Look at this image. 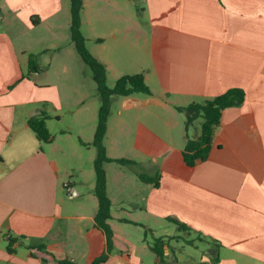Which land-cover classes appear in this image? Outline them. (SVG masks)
Instances as JSON below:
<instances>
[{"label": "crops", "instance_id": "obj_1", "mask_svg": "<svg viewBox=\"0 0 264 264\" xmlns=\"http://www.w3.org/2000/svg\"><path fill=\"white\" fill-rule=\"evenodd\" d=\"M82 2V34L105 65L107 83L143 74L153 92L120 98L108 120V157L137 165L105 164L115 250L104 264H164L151 246L179 237L159 232L169 218L212 252L184 261L172 257L179 240H171L168 264H264V0ZM65 7L66 0H0V264H92L107 249L95 226L96 150L85 151L68 130L42 142L28 125L45 110L57 135L53 120L64 121L71 107L47 104L38 92L50 86L30 69L31 55L39 62L46 47L66 46ZM234 88L245 102L223 111L209 158L188 166L183 151L188 138L200 136L203 118L187 129L177 108ZM98 97L75 100L68 116L69 131L86 144L94 140ZM84 167L87 190L66 180Z\"/></svg>", "mask_w": 264, "mask_h": 264}, {"label": "trees", "instance_id": "obj_2", "mask_svg": "<svg viewBox=\"0 0 264 264\" xmlns=\"http://www.w3.org/2000/svg\"><path fill=\"white\" fill-rule=\"evenodd\" d=\"M135 1V0H134ZM71 3V26L70 34L73 43L75 44L78 55L83 62L87 64L92 73L93 78L97 84L98 96L100 100V108L98 111V123L94 140L91 144L84 143L81 139H78L83 147L91 145L96 150V158L94 160L95 171V187L94 194L98 200V211L95 216V226L101 230L107 238L106 252L99 258H97L92 264H104L114 251V232L109 224L112 218L111 209L112 202L107 193V174L105 170V164L116 162L120 165L134 168L137 165L135 161L127 159H111L107 155V150L104 144L108 129V120L112 114L113 104L123 97H129L133 95H147L153 94L152 90L145 82L143 74L128 75L119 78L115 86L110 88L107 85V70L104 64H102L94 55L87 49L86 40L82 34V0H70ZM136 6L139 13L143 12V8L140 7V3L136 1ZM30 69L32 71H38L37 56H30ZM246 94L242 89L234 88L228 90L226 93L216 97L213 100L205 102H194L185 108H177L180 112L186 115V128L192 127L195 122L201 117L203 123L201 126V133L197 139H190L186 143L183 151V158L185 163L194 167L200 162L206 161L212 151V142L216 128L221 123L222 113L224 110L232 107H240L245 102ZM50 118V115L44 110L37 117H32L28 120L29 127L36 133L38 139L45 143H51L55 137L47 128L46 121ZM140 180L146 183H154L156 187H159V180L149 177L146 174L139 173ZM174 223L178 230L182 233L191 234L192 229L177 220L168 219ZM149 232L148 230L146 233ZM151 232V231H150ZM180 237L157 238L152 243L151 249L164 264H168L167 256L165 255V246H169L171 240H178ZM200 239V237H199ZM15 241L10 240V246ZM192 244V241H189ZM34 247L29 246V249ZM42 250L44 246H40ZM174 259L172 262H175ZM58 264H72L68 261H60Z\"/></svg>", "mask_w": 264, "mask_h": 264}, {"label": "rangeland", "instance_id": "obj_3", "mask_svg": "<svg viewBox=\"0 0 264 264\" xmlns=\"http://www.w3.org/2000/svg\"><path fill=\"white\" fill-rule=\"evenodd\" d=\"M70 10V0H66L64 19L66 34L68 37L66 46H62L60 48L50 46L43 49L41 54L42 56H39L40 60L39 62H37L39 70L37 71V73H35L37 74V76H35V79L38 80L41 84L43 83L50 86L49 88L40 90V92H38L39 96H43L45 100H47V104H50L51 107L55 108L56 110H59L62 105L70 104L71 107L66 110V114L73 117V112L77 110V107L73 105L75 100H80V98H82V100L86 101H95L98 95L97 84L93 78V73L90 67L81 60L75 48L72 46V42L70 39ZM51 23H53V20H51ZM87 49L90 51L91 46L89 45ZM107 85L110 88L114 87L111 80L107 83ZM68 116H66V118H64V121H62L61 123L57 122V120L55 119L53 120L54 122L52 130H55L54 132H58L57 135H55L56 133H53V135L55 138H58L61 136L62 130H68V133L78 141L79 137H77V134L74 131H69L70 129H68V124L70 123ZM78 143L80 144L79 141ZM81 147L83 146L81 145ZM83 148L85 149V151H88V149L89 151H95V148H93L91 145ZM113 167L114 169L121 168V166H119L118 164H113ZM84 168L85 169H83L82 172H72V174H74L73 177L68 176L66 180H78L79 182H85V187L87 190L91 185V182L90 178L88 177L86 167ZM130 211L132 212L133 216L137 215V212L132 210ZM162 227H164L165 229H159V232L166 231L172 236L180 237L178 238V243H173L175 246H177V250L173 252L172 257H177L183 259L184 261H190L192 258L200 259L201 257L207 256L212 252L211 246L208 247L194 234L180 232L174 223L170 222V224H164ZM136 228L137 230L142 231V233H144L145 231L143 227ZM148 237L149 239H151V236ZM189 241H192V244H190ZM193 245H197V248Z\"/></svg>", "mask_w": 264, "mask_h": 264}, {"label": "built area", "instance_id": "obj_4", "mask_svg": "<svg viewBox=\"0 0 264 264\" xmlns=\"http://www.w3.org/2000/svg\"><path fill=\"white\" fill-rule=\"evenodd\" d=\"M67 186V185H66Z\"/></svg>", "mask_w": 264, "mask_h": 264}]
</instances>
